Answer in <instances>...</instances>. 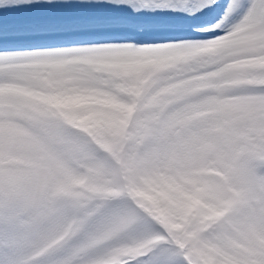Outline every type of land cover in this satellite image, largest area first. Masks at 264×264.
<instances>
[{
  "label": "snow or ice",
  "instance_id": "6c2138e0",
  "mask_svg": "<svg viewBox=\"0 0 264 264\" xmlns=\"http://www.w3.org/2000/svg\"><path fill=\"white\" fill-rule=\"evenodd\" d=\"M0 264H264V0H0Z\"/></svg>",
  "mask_w": 264,
  "mask_h": 264
}]
</instances>
